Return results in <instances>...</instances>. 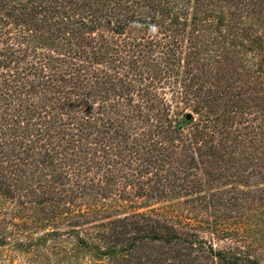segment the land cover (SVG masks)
I'll list each match as a JSON object with an SVG mask.
<instances>
[{"label":"trees","instance_id":"obj_1","mask_svg":"<svg viewBox=\"0 0 264 264\" xmlns=\"http://www.w3.org/2000/svg\"><path fill=\"white\" fill-rule=\"evenodd\" d=\"M263 179L264 0H0V249L264 264Z\"/></svg>","mask_w":264,"mask_h":264},{"label":"rangeland","instance_id":"obj_2","mask_svg":"<svg viewBox=\"0 0 264 264\" xmlns=\"http://www.w3.org/2000/svg\"><path fill=\"white\" fill-rule=\"evenodd\" d=\"M190 114V113H189ZM191 115V114H190ZM264 186V179L256 182V186ZM252 187V186H249ZM1 201V199H0ZM164 205L162 203L154 204L153 206ZM172 206V203L167 204ZM247 220L260 229L264 228V199L255 202L251 206V211L247 214ZM262 238L259 239L261 248L264 249V232L261 231ZM258 236V235H257ZM24 239V238H23ZM219 245H227L226 241L218 242ZM0 252V264H26L24 253L19 249L10 251L8 247L1 248Z\"/></svg>","mask_w":264,"mask_h":264},{"label":"water","instance_id":"obj_3","mask_svg":"<svg viewBox=\"0 0 264 264\" xmlns=\"http://www.w3.org/2000/svg\"><path fill=\"white\" fill-rule=\"evenodd\" d=\"M186 118H187V119H189V118H190V114H189V113L186 115Z\"/></svg>","mask_w":264,"mask_h":264}]
</instances>
